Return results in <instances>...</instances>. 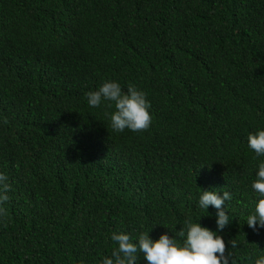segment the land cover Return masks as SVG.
Listing matches in <instances>:
<instances>
[{"label": "trees", "instance_id": "1", "mask_svg": "<svg viewBox=\"0 0 264 264\" xmlns=\"http://www.w3.org/2000/svg\"><path fill=\"white\" fill-rule=\"evenodd\" d=\"M109 80L146 94L148 130L117 133L114 104L89 106ZM259 130L264 0H0V264H102L113 232L156 240L189 218L255 264ZM203 191L231 194L223 231Z\"/></svg>", "mask_w": 264, "mask_h": 264}, {"label": "clouds", "instance_id": "2", "mask_svg": "<svg viewBox=\"0 0 264 264\" xmlns=\"http://www.w3.org/2000/svg\"><path fill=\"white\" fill-rule=\"evenodd\" d=\"M85 95L90 107H99L105 101L110 102L109 107L114 104L115 111L110 114V122L112 130L117 133L125 129L143 132L151 126V104L146 99V94L134 85H129L124 91L118 82L109 80L96 91H89ZM248 145L257 156H264V130L249 134ZM7 180L8 177L0 173V205L9 199L7 192L10 185ZM252 187L264 197V163L259 164ZM231 199L228 191H224L223 196L216 191H203L200 196V208L208 209L213 206L217 209V231H223L230 223L224 205ZM0 215H6L3 207H0ZM247 224L253 230L257 229V225L264 228V198L259 199L255 213L247 218ZM176 236L183 238V242L178 243ZM176 236L165 233L153 240L144 232L139 234L138 243H134L129 234L113 232L111 239L116 242L117 247L110 258L103 259L102 264H136L138 253L143 254L148 264H235L232 253L226 251L224 238L200 223H193L191 218L185 221L184 227ZM228 243L232 248L237 247L236 240ZM255 264H264V257L256 259Z\"/></svg>", "mask_w": 264, "mask_h": 264}]
</instances>
